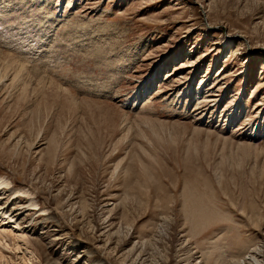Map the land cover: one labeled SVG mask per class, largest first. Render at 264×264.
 Segmentation results:
<instances>
[{
	"label": "rangeland",
	"instance_id": "1",
	"mask_svg": "<svg viewBox=\"0 0 264 264\" xmlns=\"http://www.w3.org/2000/svg\"><path fill=\"white\" fill-rule=\"evenodd\" d=\"M0 51V264L264 251V0H0Z\"/></svg>",
	"mask_w": 264,
	"mask_h": 264
},
{
	"label": "bare ground",
	"instance_id": "2",
	"mask_svg": "<svg viewBox=\"0 0 264 264\" xmlns=\"http://www.w3.org/2000/svg\"><path fill=\"white\" fill-rule=\"evenodd\" d=\"M231 41H229V43L227 44V45H229L228 46L229 48L228 47L226 48L227 50H229L230 48L232 50V48L235 47V46L233 47V44L235 45V43L231 42ZM231 50H230V52H231ZM0 53H2V52L0 51ZM2 56H3V54H2ZM5 60H7V63H4V65H3L4 69L9 70V69L16 68V72L12 76L13 78L10 79V81L13 84V82H15V80L17 79V77L19 76V74L22 72L23 69H22V67H17V63L16 62L11 61V60L9 61L7 58ZM43 66H46V65L43 64ZM173 76L174 75L172 74L171 77H173ZM5 82H7L5 78H2V80H0V88L3 87V86H6ZM199 85L200 86L194 90V96L198 97V95L202 94L203 97H201V98L198 97V99H197L198 100V105L197 106H203L204 104L211 102V101H207V99L211 98L213 95L207 96L208 93L211 92L210 91L211 89H209L210 87H208L206 89L204 87V88L201 89V84H199ZM50 87L51 86H48L49 89H50ZM60 89H61V91L67 92V91H65V89L63 87H60ZM201 108H203V107H201ZM240 109H241V107H240ZM250 138H252V137L250 136ZM2 180L0 179V190L2 189L4 191L2 193H0V215L4 216V215L7 214V211H8V214L9 213H11V214H10V217L7 218V220H12L13 217L21 216L22 212L18 211L19 209H18L17 205H15V203L10 205L11 204V202H10L11 194L17 195V194H20V193H23V192L15 190V191L11 192V194L9 195L8 193H9V191L12 188H10L8 181H2ZM30 206L31 207L32 206L36 207L35 204H31ZM42 234H44V233H42ZM22 236L23 235H20V237H22ZM4 239H5L4 235L0 232V243L3 242ZM83 252H85V251H83ZM249 252L250 253L248 254V256H246L245 259L240 261V264H242V263H244V264H264V251H263V249L261 247L255 246Z\"/></svg>",
	"mask_w": 264,
	"mask_h": 264
}]
</instances>
